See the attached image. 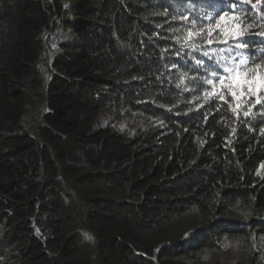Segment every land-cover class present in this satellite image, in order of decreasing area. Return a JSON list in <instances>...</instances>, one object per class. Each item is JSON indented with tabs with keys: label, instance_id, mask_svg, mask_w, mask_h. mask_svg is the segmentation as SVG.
<instances>
[{
	"label": "trees",
	"instance_id": "16d2710c",
	"mask_svg": "<svg viewBox=\"0 0 264 264\" xmlns=\"http://www.w3.org/2000/svg\"><path fill=\"white\" fill-rule=\"evenodd\" d=\"M239 59L264 0H0V264H264V101L213 75Z\"/></svg>",
	"mask_w": 264,
	"mask_h": 264
},
{
	"label": "snow or ice",
	"instance_id": "6c2138e0",
	"mask_svg": "<svg viewBox=\"0 0 264 264\" xmlns=\"http://www.w3.org/2000/svg\"><path fill=\"white\" fill-rule=\"evenodd\" d=\"M183 16V14H181ZM185 20L188 17H183ZM239 20V17H229L227 14L222 15L216 21V27L220 30V35L224 36L220 43L227 44L230 41H234V49H243L244 45L240 42V37L243 36L244 31L246 29H241L239 23L236 21ZM229 21L232 22L231 27L229 26ZM223 22V24H221ZM200 33H192L189 32L187 34L188 38L193 36H198ZM209 37L212 36V32L209 31ZM186 42H188L186 40ZM213 39H208L207 44L211 45L213 43ZM194 47L193 45H190ZM233 58H237L239 53L233 51L230 53ZM200 64V61H197ZM223 75L213 72V75L216 77V82H218L220 88L227 89L228 94L236 101V109H239L241 106L242 98H251L255 97V102L257 104H261L264 101V96L261 93H264V63L250 61L248 59H239L238 63L235 67L223 68ZM209 84H213V81H208ZM219 99L225 101V95L221 91L219 95ZM233 109V111H236ZM251 112V108H249L248 112H245L244 115L248 116Z\"/></svg>",
	"mask_w": 264,
	"mask_h": 264
},
{
	"label": "rangeland",
	"instance_id": "374dc122",
	"mask_svg": "<svg viewBox=\"0 0 264 264\" xmlns=\"http://www.w3.org/2000/svg\"><path fill=\"white\" fill-rule=\"evenodd\" d=\"M48 34V33H47ZM44 35L45 39H46V35ZM44 39V41H45ZM43 63H44V66L47 68L48 67V54L46 52V55L44 56L43 58ZM47 71H48V68H47ZM39 112V109L36 110L35 112H33L31 115H29V117L26 118V120L24 121V127L25 129L28 131V132H32L31 129H32V126L31 124L33 123V120L35 119L36 115L38 114Z\"/></svg>",
	"mask_w": 264,
	"mask_h": 264
},
{
	"label": "water",
	"instance_id": "95a60500",
	"mask_svg": "<svg viewBox=\"0 0 264 264\" xmlns=\"http://www.w3.org/2000/svg\"><path fill=\"white\" fill-rule=\"evenodd\" d=\"M44 39H45V37H44ZM40 108V107H39Z\"/></svg>",
	"mask_w": 264,
	"mask_h": 264
}]
</instances>
